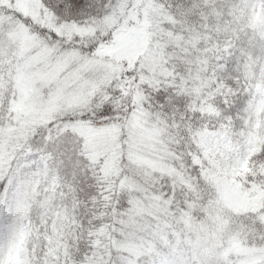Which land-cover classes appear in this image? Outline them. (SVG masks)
I'll return each instance as SVG.
<instances>
[{
	"label": "trees",
	"instance_id": "obj_1",
	"mask_svg": "<svg viewBox=\"0 0 264 264\" xmlns=\"http://www.w3.org/2000/svg\"><path fill=\"white\" fill-rule=\"evenodd\" d=\"M38 1L60 21L85 23L101 18L113 0ZM154 1L169 15L168 24H173V34L181 42L177 51L166 52L164 39L154 46L160 61L172 67L175 74L170 83L174 86L156 87L133 71L127 75L129 79L125 78V85L133 79V92L145 96L141 105L152 115L151 126L158 124L166 131L173 172L143 175L125 158L121 161L123 170L133 173L127 178L139 187L131 188L130 193L144 207L140 219L151 224L148 230L136 232L145 245L136 263L167 264L168 259V264H176L172 247L177 245L185 254L183 243L188 241L202 247L203 260L195 264H237L240 255L228 252V258H221L227 237L235 236L242 246L258 254L255 263L247 264H264V141L249 159L252 174L248 179L262 190L258 204L237 212L224 209L209 170L197 161L203 150L196 147L201 132L222 127L248 132L264 118V90L254 94L255 86L264 88V0ZM17 66L15 50L3 44L0 264H82L89 253L88 228L92 225L88 224L94 221L88 217L99 208L94 213L80 208L84 194L80 190L83 173L79 159L72 169L63 164L58 171L36 145L26 154L44 132L15 122ZM119 87L114 92L107 87L95 93L84 110L57 122L94 128L119 125L124 117V106L115 92ZM174 96L178 98L172 101ZM128 108L131 115L135 107L129 102ZM53 157L60 167V161ZM63 167L66 171L62 172ZM158 205L162 212L156 210Z\"/></svg>",
	"mask_w": 264,
	"mask_h": 264
},
{
	"label": "rangeland",
	"instance_id": "obj_2",
	"mask_svg": "<svg viewBox=\"0 0 264 264\" xmlns=\"http://www.w3.org/2000/svg\"><path fill=\"white\" fill-rule=\"evenodd\" d=\"M168 20L169 15L154 0H113L101 18L85 23L60 21L38 0H0V47L10 44L20 58L15 74V122L44 132L26 154L36 145L58 171L63 164L72 169L79 159L83 173L80 190L84 194L80 208L88 213L99 208L87 216L94 221L88 224L92 225L88 228L89 253L82 264H137V256L144 252V240L136 232L148 230L151 224L140 219L144 207L130 193L131 188L139 187L128 179L133 173L123 170L122 159L139 174L173 172L166 131L158 124L151 126L153 122L147 118L150 111L141 106L145 96L133 92V79L125 85L132 71L156 87L173 85L172 67L160 61L159 52L154 51L157 42L164 43L162 39L167 40L166 52L179 49L180 39ZM118 85L115 92L124 106L119 125L94 128L57 122L84 110L105 88L112 92ZM263 90L255 86L254 94ZM129 102L135 107L131 115ZM263 141L264 118L248 132L222 127L198 134L196 147L203 154L197 161L209 170L225 210L237 212L258 204L262 190L248 179L252 174L249 159ZM112 204L117 207L112 209ZM156 210L163 211L160 205ZM126 226L127 230L121 228ZM183 245L185 254L177 245L172 247L176 264L203 260L201 246L188 241ZM228 252L241 256L237 264L255 263L258 257L235 236L227 237L221 258H228Z\"/></svg>",
	"mask_w": 264,
	"mask_h": 264
}]
</instances>
